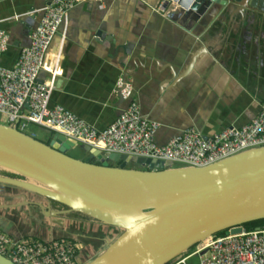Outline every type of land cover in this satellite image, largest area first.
<instances>
[{
  "label": "crops",
  "instance_id": "0c3cea01",
  "mask_svg": "<svg viewBox=\"0 0 264 264\" xmlns=\"http://www.w3.org/2000/svg\"><path fill=\"white\" fill-rule=\"evenodd\" d=\"M48 1L0 0V34L9 38L0 66L15 64ZM160 1L90 0L71 10L48 52L49 60L59 58L51 105L104 130L128 105L115 91L123 77L142 113L162 124L160 145L190 127L210 137L249 123L264 102V17L246 12L230 21L211 5L198 12L170 7L164 16L155 11ZM50 76L42 72L41 79ZM36 202L62 208L0 183V230L15 238H97L87 231L94 222L46 217Z\"/></svg>",
  "mask_w": 264,
  "mask_h": 264
},
{
  "label": "water",
  "instance_id": "95a60500",
  "mask_svg": "<svg viewBox=\"0 0 264 264\" xmlns=\"http://www.w3.org/2000/svg\"><path fill=\"white\" fill-rule=\"evenodd\" d=\"M169 1L194 12L213 4L221 9L232 5L230 21L246 12L264 17V0ZM44 130L51 134L48 141L0 124V183L62 207L34 203L46 217L81 215L119 231L114 240L105 239L102 253L84 264H169L204 237L223 231L240 234L244 224L264 219V147L205 167L175 166L87 145L82 148L88 157L80 160L68 155L80 146L76 140ZM131 164L137 168H129ZM37 184L51 194L37 190ZM0 264L14 263L0 254Z\"/></svg>",
  "mask_w": 264,
  "mask_h": 264
},
{
  "label": "built area",
  "instance_id": "2783aa9c",
  "mask_svg": "<svg viewBox=\"0 0 264 264\" xmlns=\"http://www.w3.org/2000/svg\"><path fill=\"white\" fill-rule=\"evenodd\" d=\"M86 1L90 0H51L41 10L40 22L29 34L30 43L21 49L15 64L0 66V113L8 118V125L26 134L30 125H37L100 151L166 160L181 166L205 167L264 147V102L258 115L247 124L226 128L206 139L197 128L190 127L164 145L156 141L162 124L142 113L132 83L123 77L118 78L115 91L128 105L104 130H98L60 104L51 105L59 58L49 60V49L61 25L65 26L69 12ZM170 7L178 5L162 0L155 11L165 16ZM8 44V35L2 32L0 50L5 51ZM42 72L51 76L42 80ZM0 254L14 264H81L88 257L85 246L69 237L15 238L1 230ZM193 255H199L201 264H264V229L216 234L196 245L191 254L169 264H187Z\"/></svg>",
  "mask_w": 264,
  "mask_h": 264
},
{
  "label": "rangeland",
  "instance_id": "374dc122",
  "mask_svg": "<svg viewBox=\"0 0 264 264\" xmlns=\"http://www.w3.org/2000/svg\"><path fill=\"white\" fill-rule=\"evenodd\" d=\"M0 124L8 125V118L4 114H1V113H0ZM27 132H28V134H34L36 136V138L41 140V141H48V139L51 136L50 133H48L43 128H41V127H39L37 125H30ZM68 155H70V156H72V157H74L76 159H80V160H84V159H86L88 157L87 152H85V150L82 148L81 144H80V146H78V147H76L74 149H71L68 152ZM112 165H115V164H112ZM175 166H181V165L175 164ZM133 167L137 168V166H135L133 164L129 165V168H133ZM80 216L81 215L76 216V217H80ZM80 219L88 220L89 222H93V221L89 220L90 218H88L86 216L80 217ZM88 228L89 229H87V231L89 233H91L93 236L97 237L98 239L99 238L102 239V243H99L98 240L93 239L92 240V242L94 243L93 247H95L96 249L95 250L91 249L90 252H92V251L93 252L91 253L90 256H88L87 258L83 259L81 264L90 261L92 258H94L95 256H97L98 254L102 253V251L105 250V248L107 247L105 239L114 240L115 237H117L119 235V233L118 234L114 233L115 229H113V228H111V229L105 228L104 226H103V228H105V229H102L97 223H93ZM106 229H108V230H106ZM88 240H91V239L88 238V239H85L83 241L86 242ZM98 243H99V245L97 246ZM193 250L194 249L192 248L189 252H187L185 254V256L191 254ZM187 264H201V260L199 258V255L191 256L187 260Z\"/></svg>",
  "mask_w": 264,
  "mask_h": 264
},
{
  "label": "flooded vegetation",
  "instance_id": "af4514ba",
  "mask_svg": "<svg viewBox=\"0 0 264 264\" xmlns=\"http://www.w3.org/2000/svg\"><path fill=\"white\" fill-rule=\"evenodd\" d=\"M251 1L252 0H250L249 1V3H251ZM205 7V6H204ZM221 9V7L219 6V5H216V4H213L212 6H211V11L213 12V13H216L217 11H219ZM231 9H232V5H228L227 7H226V9H224L225 10V12H226V14H228L227 15V17H228V19H229V16L231 15ZM201 10V9H200ZM203 10V9H202ZM230 14V15H229ZM238 15H240V14H238ZM106 230H108V229H106ZM88 235H91V233L90 234H88ZM90 239L91 240H88V241H86V242H84L85 244H86V246H85V251L86 252H90L91 251V249L92 248H95V247H93L94 246V243L92 242V240L93 239H95V238H91L90 237ZM97 240V239H96ZM99 244H97V246H98ZM96 246V247H97ZM194 249V248H193Z\"/></svg>",
  "mask_w": 264,
  "mask_h": 264
},
{
  "label": "trees",
  "instance_id": "16d2710c",
  "mask_svg": "<svg viewBox=\"0 0 264 264\" xmlns=\"http://www.w3.org/2000/svg\"><path fill=\"white\" fill-rule=\"evenodd\" d=\"M102 229H105L103 228V226H100ZM243 227L245 228L246 231H251V230H254V229H257V228H262L264 229V219L262 220H256V221H252V222H248L246 224L243 225ZM118 230H114V233L118 234ZM219 235H224L226 234L225 231L223 232H220L218 233Z\"/></svg>",
  "mask_w": 264,
  "mask_h": 264
},
{
  "label": "bare ground",
  "instance_id": "6f19581e",
  "mask_svg": "<svg viewBox=\"0 0 264 264\" xmlns=\"http://www.w3.org/2000/svg\"><path fill=\"white\" fill-rule=\"evenodd\" d=\"M26 183H28V182H26ZM25 185L31 188L30 184H25ZM37 190H39V191H41V192H44V193L51 194L48 190H46V189H41V186H39L38 184H37ZM209 238H210L209 236L204 237L203 241H204V242H207V241L209 240Z\"/></svg>",
  "mask_w": 264,
  "mask_h": 264
}]
</instances>
